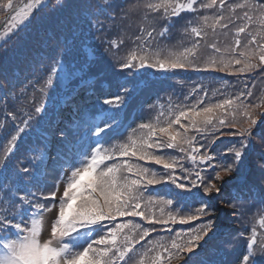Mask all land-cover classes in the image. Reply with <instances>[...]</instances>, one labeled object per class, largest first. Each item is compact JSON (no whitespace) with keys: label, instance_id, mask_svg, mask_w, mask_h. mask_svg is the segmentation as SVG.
Masks as SVG:
<instances>
[{"label":"snow or ice","instance_id":"1","mask_svg":"<svg viewBox=\"0 0 264 264\" xmlns=\"http://www.w3.org/2000/svg\"><path fill=\"white\" fill-rule=\"evenodd\" d=\"M44 7L46 0H0V47L6 51ZM186 13L193 15L180 29L183 38L168 43L176 19ZM77 17L90 32L100 33L95 38L109 46L105 51L119 50L124 42L106 39L112 28L133 41L119 62L121 69L228 73L237 77L236 90H213V96L223 97L213 100L197 85L184 96L188 100L195 94L191 104L170 106L166 115L161 111L131 128L118 117L136 86L121 84L120 94L104 99L76 124L74 132L84 131L75 140L57 129L58 150L48 159L58 175L49 183L41 170V164L48 167L43 154L28 166L21 161L18 170L11 161L47 108L29 100L28 88L44 94L63 70V59L41 65L46 78L35 74L19 92L15 77L5 80L0 94V264H191L202 242L218 232L221 213L243 217L245 209L234 201L247 195L248 205L257 204V212L264 213V188L239 182L247 158L255 154L264 184V88L259 95L255 91L264 85V0H86L78 5ZM128 128L126 138L113 142ZM222 137L231 139L218 150ZM229 186L236 194L224 198ZM53 211L49 236L42 241L45 218ZM257 223L264 230V215ZM237 264H264V231L251 228Z\"/></svg>","mask_w":264,"mask_h":264},{"label":"trees","instance_id":"2","mask_svg":"<svg viewBox=\"0 0 264 264\" xmlns=\"http://www.w3.org/2000/svg\"><path fill=\"white\" fill-rule=\"evenodd\" d=\"M85 2L86 0H47V7L37 12L31 23L9 41L7 50L0 47V94L4 91L5 80L15 77L14 90L19 92L21 86L27 84L35 74L39 73L46 78V73L40 68L41 65L50 67L52 61L59 58L64 62L63 70H58V74L52 77L53 83L46 87L44 94L33 92L31 87L27 90L29 100L34 98L37 104L46 103L47 108L36 131L29 132L19 143L15 157L11 161L12 169L18 170L17 165L21 161L24 166H28L33 152L32 145L37 142L40 147H44V143L39 140L43 138L42 134L47 137L52 135L50 141L52 148L50 152H46L48 156L55 155L58 150L56 141L58 128L67 131L69 140H75L76 136L84 131L80 128L79 133L74 132L76 124L82 117L87 118L93 113L97 104L102 105L104 99L120 94V85L125 84L122 81L125 74L132 75V81L127 83L128 86L132 84L136 88L127 108L120 113L118 119L123 125H130L131 128H135L142 121L154 120L161 111L166 115L170 106L175 108L181 102L191 104L195 94L189 96L188 100H184V96L192 92L197 85H203L208 97L213 100L223 98L213 96V90L219 89L225 93L236 90L233 86L237 84V77L228 73L207 71L193 74L192 70L178 69L177 75H172L153 68H135L138 74L134 75L121 69L119 62L123 61L129 50L134 47L133 41L127 36L122 37L118 29L112 28L106 39H123L124 42L119 50L113 48L111 51H105L109 46L95 38L100 33L95 30L90 32L78 20V5ZM191 15L193 14H182L176 19V27L171 31V40L168 43L176 44L183 38L180 29ZM66 48H70V52L66 51ZM261 88H264V85L258 84L255 90L257 95L260 94ZM9 90L13 89L10 87ZM199 95L204 96V92H199ZM68 96L69 99L66 100ZM104 107L108 106L104 105ZM69 112L76 113L77 121H73ZM131 128L124 131L123 137H113V142L126 138ZM228 139L231 138H221L218 150L223 149ZM254 142L259 145V141ZM2 143L3 141H0V146ZM44 159L48 167L45 170L41 164V170L47 172L49 169L51 174L57 176L58 174L52 169L51 160ZM255 161V154H250L242 169L239 182L247 181L256 185L257 189L264 188V184L260 183L261 173ZM152 167L159 169L160 166L152 165ZM155 187L161 189L159 185ZM229 192L236 194L235 188L229 186L224 190V198H230ZM2 198L0 193V199ZM234 203L245 209L243 217L226 218L221 213L217 223L220 226L224 222V228L215 236L210 234V237L206 238V243L202 242L201 248L198 249L199 256L194 257L191 264H199L200 260L205 264H237L244 254L247 235H250L251 228L255 227L258 234L264 231L257 223L260 215H264L257 212V204L249 206L247 195ZM230 211L228 208L224 209V212L230 213ZM187 227V225L178 226V228ZM241 231L246 233L245 237L237 236ZM230 244L231 248L228 247Z\"/></svg>","mask_w":264,"mask_h":264},{"label":"rangeland","instance_id":"3","mask_svg":"<svg viewBox=\"0 0 264 264\" xmlns=\"http://www.w3.org/2000/svg\"><path fill=\"white\" fill-rule=\"evenodd\" d=\"M47 2V0H46ZM3 43V41H0V44ZM56 174H54V177L55 178ZM63 183L60 184L59 186V191H58V194L61 192H63ZM55 211H53L52 213H49L47 214L46 218H45V225H44V228H43V232H42V236H41V240L43 241L44 239H47L48 236H49V233H50V223L52 221V219L55 217Z\"/></svg>","mask_w":264,"mask_h":264}]
</instances>
